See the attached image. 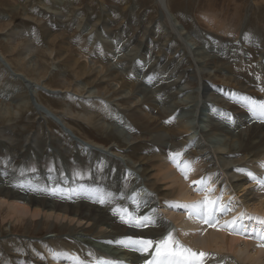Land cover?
<instances>
[{
	"label": "rangeland",
	"instance_id": "obj_1",
	"mask_svg": "<svg viewBox=\"0 0 264 264\" xmlns=\"http://www.w3.org/2000/svg\"><path fill=\"white\" fill-rule=\"evenodd\" d=\"M0 1L2 2V3L0 2V53H2V56L9 63V65L11 64L10 66L14 70V72L18 74L20 73L19 75H22L23 77L21 78L19 75L18 76L13 75L9 69L5 68V66L3 65V62H0V111H2L0 112L1 113L0 114V136H1L0 137V175L2 176L4 175L8 177V176H11L12 174H15V176H17L19 179L22 178L21 179L22 183L17 184L19 189L25 190L27 188L24 187L23 185H32L37 190H39L40 188L44 191H47L45 192L46 195L42 191H39V193L42 194V196L44 197L49 196L50 198H54V199H56V197L58 198L62 197V199L60 200H64L62 193L60 195H57L52 191V189L54 188L52 187L48 188V186L46 185V182H47V180L45 179L46 177L42 176L44 174L45 176L46 175L49 176L50 179L52 177H56L58 180L62 179L61 182L64 179H69L73 181L75 185L78 186V188L79 187L88 188L96 184L98 186H103V187L107 186V189H108L110 187L109 183L111 182V180H114L115 178H117L119 180L118 185L117 187L115 186L114 187L117 189L116 190L117 193L120 192L119 194H125L128 191H131L132 194H135L134 191H136V189H139L138 192L142 191V189H144V191L146 190H149L150 192L153 191L149 186L145 184L143 178H141L142 180L141 182L140 177L137 175V172L131 169V166L129 167V164L127 161V158H130V159L133 158L135 161H139L136 157V156H139V154L141 156L148 157L152 155L153 153H155L154 151H151V149H153L152 147L154 146L148 144L149 140L145 138L146 136L153 135L152 134L153 132L147 126L148 122H146V125L138 123V122H137L138 124L136 123L135 125V123L131 119V116L127 112L129 108H124L123 105L125 104H121V105L119 104L120 103L119 100L121 99H125L131 96V98L133 99L135 98L137 100L138 99L141 100L142 96L129 95L128 97L127 96L121 97V99H119L117 102L116 101L112 102V100L107 99L103 95H98V94L93 95L92 93L96 92L97 89L96 87H94V85L93 87L91 85L90 93L92 96L93 103L83 105L82 98H79V96L80 95L83 96L84 94L88 96L89 87L86 86V82H85L86 78L84 79L85 75L84 74L80 75L77 73L79 66L71 64L67 66L68 67L67 69L63 66V59L58 54L62 50H64L65 47L68 48V53L70 54L65 53L64 56H67V55L73 56L77 58L80 64L89 65V68L92 71V74H90L89 79H95L96 77L95 75H97L96 73H99L100 69H102L103 67L105 68L108 66L112 67L114 65H115L114 67L119 68V70H121L120 75H128L127 74L128 72L124 70V68H122L124 65L122 61L124 60V58H127V60L131 59L132 60L131 68H133L135 72L138 73L139 76H141L142 80H145L144 82H142V84H146L147 82H149V80L155 82L157 79L158 84L156 85L155 87L156 90L154 92V95L156 97L157 95L159 96L160 93L163 91V86H162L161 92L157 90V86L165 82V81L159 80V78L165 76V74L161 76L159 72H155V73L153 72L151 76V75H148L150 74L149 72L148 73H145V72H147L151 68L155 69L157 66L163 65L160 61V56H159L160 51H161L160 48L164 45H169V46H172V50L173 49L175 50L183 49V51L188 53V49H190V47H194L196 45L201 46L202 43L204 44L205 42H208L209 43L208 53L209 55L211 54L210 58L211 60L214 61V66L212 67L217 68V67L223 66V68H226V69L228 68L229 71L234 76L233 77L234 82L231 85L237 86L236 88L239 87L238 89L234 88L236 89V91L240 90V91L247 92V93L250 92L249 97L251 98V100H255L257 102L264 101V96H261L259 92L254 89L256 86H260L264 84V81H262L263 77L262 76L260 77L258 75V73L262 70V69H258V66L261 64L260 63L261 57L264 56V50H263L264 49V0H198L199 2L197 0H182V1L181 0H177V1L170 0L172 1V3L169 4V6H168V2L166 4L168 8L160 4L156 5L152 3L154 0H72V1L71 0H60V1H63L61 2V4L53 5L54 9L58 11L57 14H53V13L47 14L46 12H43V10H47L49 12H52V11L56 12L55 10H52L51 8L49 9V5L53 3V0H48L45 2L44 0H9V1L0 0ZM184 2L186 4H184ZM13 11L15 12L19 11V12L15 13ZM104 11L110 14L107 18L108 19V27H107L108 30H106L105 28L104 29L101 28V25H100V21L101 23L104 24V19L102 18L104 17L103 16ZM258 13H260L261 15L260 14L258 15ZM90 14H91V18H90ZM30 17L31 18L34 17V18L30 19ZM210 17L214 19V23L212 21L210 22L209 20ZM101 19L103 20V22ZM249 19H252V20H249ZM38 21H41V23ZM126 22L129 27H127L125 31L124 28L126 26ZM96 23H97V27L94 28V30H92L93 29L92 25ZM9 27H11V30ZM145 27L148 28L147 31H149L150 35H144L145 32L143 31L144 32L143 34V32L140 31ZM90 28H91V31L89 32ZM162 30L165 31V33ZM196 31L200 32L201 34L197 33ZM127 33H128V36H127ZM57 34L59 35V37ZM118 34L120 37L118 36ZM161 35H163V37ZM136 38L138 39V41L135 40V42L132 43L134 39ZM147 39L151 41V49L149 50V53L146 52L144 54L143 48L140 47L139 43H141L142 40L147 41ZM205 39L206 41H204ZM158 40H160V42ZM118 41H121V42H119L120 45L116 47V43ZM7 42L9 44L12 43V45H10L11 48L3 46L4 43H7ZM177 42L181 47L177 45ZM13 43H14V46H13ZM16 45L19 47V48L17 47L18 50L16 49ZM58 45L59 47L57 48ZM26 46L29 47L28 50H26L25 48ZM139 47H140V50H139ZM162 48H163V52H167V54L172 52V51H167V49L165 50L164 47ZM30 50L35 51L37 55L34 56L35 53L31 52ZM20 51H23L22 56L24 60L19 61L15 57L18 55L17 53ZM9 53H10V56L8 55ZM27 55L32 60V63ZM56 55L58 56L56 57ZM41 56H43L42 59H41ZM169 56H171V54L167 55V57ZM36 58H38L40 62H38L39 60ZM13 60H14V63H13ZM249 61L251 63H249ZM35 62L37 64H35ZM47 62L48 64L50 63L49 66L48 64H46ZM128 62L130 61H127V62L125 61V63H128ZM52 65L54 67H50ZM185 66L186 65L182 67L185 68ZM182 67L180 68L181 70H182ZM58 68L60 69L62 68V69L59 70ZM159 68L161 67L159 66ZM163 70L166 71L167 73L169 72L168 73L169 75L171 73L173 74L170 79L171 81L181 79L180 73L176 72L174 68H167ZM174 71L176 72V74L174 73ZM186 72L189 73L190 71L189 72L186 71ZM198 72L199 71L195 70L192 73V75L195 74L194 76H202V74L201 73L198 74ZM24 73L26 74L24 75ZM51 73L57 76L58 79L55 80L56 82L53 81L54 80L53 77L51 78L49 77L50 75H52ZM24 78L26 79L30 78L29 80L40 83L41 85H45V86L47 85L48 87H54L55 89H59V90L62 89V92H59L62 94H65L66 92H68L67 94L69 96L68 98H63V102L67 103L70 106L69 108H71L73 112L71 111V113L68 114L60 108H52V110L56 114L62 116V118H65V120L67 119L66 120L67 123L69 120L68 125L69 124L72 125L71 127L75 128V131L77 132L79 131L83 137L85 138L87 137L88 139L107 147V148L102 147V146L100 147L101 149L105 150L107 154L116 155V153H113L109 148V146L114 143V140L108 138L105 134L100 133V131L98 129L96 130L94 126L90 125L91 128L89 126H86V124L83 123L84 118L82 119L84 114H91V117L94 119L96 124H98L99 122L101 125L105 124L106 126L105 125L104 127L101 126L103 129L107 130L109 127L108 130L111 131L113 129L112 131L114 133L116 131V133H118L116 134L118 137L123 136L121 137L122 142L133 141L136 138L137 140H139L138 145L136 144L138 148L134 151V153H132L133 155L131 154V155L125 156V154H128V153H125L123 155H119V154L116 156L114 155L113 157L110 155L106 157L105 153L99 152L96 150H94L91 153H87L84 150L79 151V148L75 147V145L72 143L69 137L66 134H64L63 131L61 133V131L59 130L58 124H56L53 120L41 119L42 117L40 116L39 113L35 111V108L33 107L35 105L32 101V96H33L31 93L32 90L30 91L28 90V88L25 85L27 84V82L24 80ZM82 79L84 80V82H82L83 81ZM66 81L68 83H66ZM212 81L214 82V84L220 82L219 79L212 80ZM242 85L245 86L243 89L240 88V86ZM146 86L147 85H145L144 88ZM198 86L199 85L197 83V80L193 81L192 83L193 88L189 89L188 87H186L188 91L186 94L181 95L179 97V101L182 102L186 100L185 102H187V98L190 101H192V99L194 100L195 98V100L197 101L196 99L197 94L195 92L198 90ZM243 92H241V94L245 95V93ZM39 94L40 93L37 94V97H39ZM47 97L51 98L49 95H47ZM59 97L57 99H59ZM54 99L55 98L48 99V100L54 101ZM171 102H174V101H171ZM194 103L195 101L193 103H189L188 106L186 107L187 109L186 108H185L186 110L183 109V111H181L180 114L177 113L179 111L178 109L174 111V113L172 114V117L173 118L176 117L174 118L176 119L175 120L176 126H178L177 122H179L177 118V114H178V117L186 116L187 113L191 115L193 113L192 109L195 108ZM248 103L250 104V101H248ZM45 104L47 106L49 104L54 105L53 102H47V103L45 102ZM8 105H11V106H8ZM21 105L22 106L24 105V107H21ZM200 105H202V103ZM236 105L237 104H235L234 106V111H237L235 110L237 108ZM2 106L3 108H1ZM128 106L129 104L127 103V107ZM159 106H162V104H159ZM6 107H9L10 109H6ZM48 107L51 108L50 105ZM164 110L166 111L168 109H164ZM200 110H201V106H198V108L196 109L197 116L200 115ZM217 112L220 114H223V112H219V111ZM250 112L252 113V111ZM154 113H156V111ZM1 115H4V116H1ZM66 115H68L69 117H67ZM224 115L227 118L226 123H231L232 125H230V128L231 126H233L232 128L234 129V127H236L235 124L237 123V121H235V117L236 118L238 117L237 116L234 117L233 115L230 116L228 112H225ZM73 116L75 117V119H73L74 118ZM153 116H155V114H153ZM18 117L19 119H21V121L18 119ZM11 118L12 120H10ZM184 118H186L187 122L188 121L191 122L194 119V118L191 119L187 117H184ZM256 119L258 118H255V120ZM13 120H16V122L15 121L14 123L11 122ZM23 120L24 121L26 120V121L24 122ZM161 121L163 122L165 121V119H162ZM40 122L42 123L41 126H40ZM202 123L204 124V122ZM10 125H13L14 128ZM237 125L239 126V128L236 127L237 130L236 131L233 130L236 133L239 131V129L245 128L240 123H238ZM251 125L252 124H250V126ZM5 127H7V129H5ZM11 127L13 128L12 131H11L12 129ZM84 127H87V130ZM82 129H85V130H82ZM118 130L123 132L124 134L119 132ZM31 133L33 134L36 133L35 137L32 138L31 140H28ZM103 133H106V132H103ZM3 134H6L7 136ZM27 134L28 136L26 137ZM86 134L87 136H85ZM37 135H39L41 139ZM165 135H166L167 140L165 138L164 142L169 147H176L175 144L177 145L179 144L181 140L185 139V138L180 139V137H176L175 135L170 134L168 132ZM124 137L126 138L124 139ZM23 138H25V140ZM2 140H4V142ZM9 141L11 142V144L9 143ZM20 141H22L21 143L22 145L25 144V146H23V148L25 147L24 149L22 148V145L19 143ZM41 141L44 144H42ZM53 142L55 144H53ZM17 143L21 145V148L19 145H17ZM142 144L144 145V147H142ZM145 144L147 145V147ZM36 145H38V148H36ZM141 147L143 148V150ZM194 148L196 149L197 147H195L194 145ZM13 149H17L18 152H15ZM154 149L156 150L155 147ZM101 153H103L104 155ZM181 154H183V156H186V155L190 156V154L186 151V149L184 150L182 149ZM100 156L102 158H100ZM103 156H105L106 158L105 164H103L102 162ZM97 160L99 161V163L103 164V167H104L103 169L99 171H97L96 169ZM154 161L155 163L159 162V161L156 162V159H154ZM190 162L191 161L189 159L187 163H190ZM192 162H194V160ZM181 165L179 167H181ZM260 165H262L263 167L264 163L260 161ZM173 167L175 168V166ZM182 167H185V164ZM251 167L253 169H256V166L254 167V165ZM259 167L261 168V166ZM200 173L201 172H199V176L197 177V179L199 178L202 179ZM259 175H263V174H259ZM25 177H29V179L27 181L23 180V178ZM41 177H42V180L39 183H38V180L34 182V180L41 178ZM197 179L195 181H197ZM203 181L206 182V179ZM91 184H94V185H91ZM213 184H214L213 185L214 186L213 189H214L217 183H213ZM203 185L204 184L193 183V182L188 184L187 186V190H189L188 193H190V195L193 197L190 200L189 199L185 200L181 196L172 197V199L169 200V203L173 202L171 203V205H172V208L174 206L173 209L175 211L179 213L181 211L182 220L188 221L192 218V216L190 218L189 210L183 207L176 206V205H185V204L190 205L199 200H202L201 199L202 196H203L202 198H204L206 195L209 194V192L207 191L208 187L205 185L203 186ZM263 186L264 184H262L261 186L255 185V189L258 190V194H262V192H264ZM63 188L64 187L60 189L61 192ZM210 188H212V186ZM201 189H204V190H201ZM78 190L79 189H77V187H74L73 191L74 193H76V195L78 193ZM66 191L68 194H71V191H68V190ZM91 195L92 193L88 192L89 200L91 198ZM209 195L214 196V191L211 192ZM69 196L72 198V195H69ZM219 196L221 195H216V197H219ZM155 197H159L158 194H155ZM1 198L7 199V197H1ZM7 200L11 201L13 200V198L9 197ZM237 200L238 198H235L233 200L230 197L228 199H223L222 203L223 205L229 206L230 209H232L233 205L235 204ZM5 207H2L3 209L0 207V264H37L32 259V253L38 252L40 250L39 253L41 252L40 254H43L42 252L45 249L47 250L48 247H51V245L48 244V242L50 241H51L50 243L53 244V246L59 249V254L62 257L66 256L68 259H70L69 264L71 263L73 264L74 262L73 258H76L78 256H76V254L73 252L70 253L69 250L67 249H72L73 245H75L74 243H75L76 235L70 234L73 232H70V230L68 229H63V227L61 228V226H63L65 223L70 222L68 218H60L59 220H56V221H52L50 219V222L54 223V225L52 223L51 226L48 224L47 226L45 224L46 222L43 221L44 218H40L42 219V221L40 219H34L35 222L33 223L35 224L31 222L29 223V221H33V220L28 219L29 221L21 225V224H18L14 216L12 217V216L6 215L7 213L5 212H7L8 207H6V209ZM234 207L236 206L234 205ZM168 208H169V205H168ZM163 212L165 214L163 213L162 215L166 216L167 220L169 221L168 224H170L171 226L174 225V229L177 232V234L175 233V235H178V233L179 234H185V233L192 234L193 233V232H189L188 230H186L184 221L179 224V221H176L173 218V216L175 217V214L173 213L167 214L169 212L166 210ZM254 214H256L255 216L259 217L261 213L257 212ZM223 215H224L223 212L217 213L215 221L209 219L208 223H205L203 220L198 218L196 222H198V225H200L199 227L200 228L203 226L206 227L205 230L202 229L203 233L201 237L203 236L205 237L207 233L206 231L208 230V228L212 226L213 224H218L217 220H220V218H222ZM15 222L17 225L15 224L13 226ZM71 223H73L74 226H78V225L82 226L84 222L80 223L79 221L75 220ZM254 227L259 228V229L262 228L261 225L258 224V222H255ZM93 228L95 227H90L85 230L87 232L94 233L96 231V228L95 229ZM39 241L40 242L42 241V242L40 243ZM253 241L256 242V239H254ZM46 242L47 244H44ZM39 244L41 245L39 246ZM68 244H70L69 245L70 247L69 246L67 247ZM194 247L195 246L193 247L191 246L190 248L191 249L197 248L196 251H198L199 248L198 247L194 248ZM200 251L209 254V258L205 260V262H207L205 264H208V261H209V264H211L210 262L212 261H213L212 263L219 264V262L221 261L223 262L224 260H226L225 259L226 257L223 256L222 257L223 260L219 259L218 261L217 260L211 261L210 259L212 257L211 256L213 253L212 251H214V249L212 250L208 249V251L205 249L204 250L201 249ZM53 253L54 251H52V253L45 252L43 255L46 256L45 262L47 263H42V264H56L55 262L53 261L51 262L50 260L52 258L51 256ZM224 255H227L228 257L230 256L229 258H233L238 261V259H236V257L232 253H230V255L229 253H226ZM108 260L111 261L110 259ZM108 260L106 259V261ZM224 262L225 264H229L227 261H224ZM237 263L241 264L239 261Z\"/></svg>",
	"mask_w": 264,
	"mask_h": 264
},
{
	"label": "bare ground",
	"instance_id": "obj_2",
	"mask_svg": "<svg viewBox=\"0 0 264 264\" xmlns=\"http://www.w3.org/2000/svg\"><path fill=\"white\" fill-rule=\"evenodd\" d=\"M45 1H48V0H44V2ZM11 2H9V3H11ZM61 2H63V1L53 0V3L49 5V9L51 8L52 10H55L56 12H53V11L49 12L47 10H43V12H46L47 14H50V13L57 14L58 11L56 9H54L53 5L61 4ZM167 2H168V6H169V4L172 3V1H170V0H154L152 3H154L156 5L160 4V5L167 7L166 6ZM185 2H184V4H186ZM13 4H14V2H13ZM181 4H182V2H181ZM169 10H170V8H169ZM13 12H15V11H13ZM17 12H19V11H17ZM17 12H15V13H17ZM259 14L260 13H258V15ZM24 15H25V13H24ZM27 15H29V14H27ZM109 15L110 14H108L107 12L104 11V15H103L104 17H102L104 19V24L101 23V21L99 20L101 28H103V29L105 28L106 30H108V28H107L108 27V19L107 18ZM33 18L30 17V19H33ZM90 18H91V14H90ZM206 18H205V20H206ZM209 20H210V22L212 21L214 23V19H212L211 17ZM209 20H207V21H209ZM249 20H252V19H249ZM38 22L41 23V21H38ZM102 22H103V20H102ZM175 22H176V20H175ZM249 23H250V21H249ZM249 23H247V24H249ZM92 27H93L92 30H94V28L97 27V23L92 25ZM127 27H129V26L126 22V26L124 28L125 31H126ZM9 28L11 30V27H9ZM153 28H155V27H153ZM147 29L148 28L145 27L140 31H142V32L144 31L145 32V34L143 32L144 35H150V33H149V31H147ZM10 30H9V32H10ZM90 31H91V28L89 29V32ZM163 32L165 33V31H163ZM197 33L201 34L200 32H197ZM118 36H119V34H118ZM127 36H128V33H127ZM161 36L163 37V35H161ZM51 37H52V35H51ZM58 37H59V35H58ZM6 38H8V37H6ZM159 38H160V36H159ZM198 38H199V36H198ZM53 39H54V37H53ZM135 40L138 41V39L136 38V39H134V41L132 43H134ZM158 41L160 42V40H158ZM204 41H206V39ZM119 42H121V41H118L116 43V47H118L120 45ZM26 43H27V41H26ZM139 44H140V47L143 48L144 54L146 52L149 53V50L151 49V41L149 39H147V41L142 40L141 43H139ZM10 45H12V43L9 44L7 42V43H4L3 46L11 48ZM17 45H16V49L18 47ZM177 45L179 47H181L178 44V42H177ZM202 45L201 46L200 45H196V46L193 45L194 47H190V49H188V53L183 51V49H179V50L173 49L172 50V46H169V45L162 46L165 48V50L167 49V51H172L169 53V54H171V56H169V57H167V55H169V54H167V52H163L162 47L160 48L161 51H160L159 56H160V61L163 65H159L161 68H159V66H157L155 69L151 68L147 72H145V73L149 72L150 74H148V75H151V76H152L153 72L154 73L159 72L161 74V76L165 74V76L159 78L160 81H165V82L157 86V90L159 92H161L162 86H163V91L160 93L159 96L157 95L156 97L154 95V92L156 90L155 87L158 84L157 79L155 82L149 80V82H147L146 84H142V82H144L145 80H142L141 76H139L138 73H136L135 70L133 68H131V62H132L131 59L127 60V58H124V60L122 61V63L124 64L122 68H124V70H126L128 72L127 73L128 75H120L121 70H119V68L114 67L115 66L114 65L112 67L111 66H108L106 68L103 67L102 69H100L99 73L94 72L97 74V75H95L96 77L93 75L95 77V79H89V76H90V74H92V71L89 68L88 64L87 65L86 64L85 65L80 64V62L77 60V58H75L73 56H70V55L64 56L65 53H68V48H66V47L62 51L59 50L61 52L58 55L62 57L63 66L66 69L68 68L67 67L68 65L73 64V65L79 66V69L77 71L78 74H80V75L84 74L85 75L84 79L86 78V80H85L86 86L89 87V89H88L89 95L86 96L84 94L83 96H81V95L79 96V98H82V104L83 105L93 103L92 96L90 93V88H91L90 86L91 85H92V87L94 85V87H96V89H97L96 92L92 93L93 95H95V94L103 95L107 99L112 100V102H114V101L117 102L119 99H121V97H126V96L128 97L129 95H135V96L140 95V96H142L141 100H139V99L137 100L135 98L133 99V98H131V96L128 98H125V99H121V100H119L120 101L119 104L120 105L125 104V105H123V107L129 108L127 112L131 116V119L135 123V125L137 122L141 123V124H145V125H146V122H148L147 126L153 132L152 133L153 135L146 136L145 138L147 140H149L148 144L153 145L156 148V150L154 149V147H152L154 150L151 149V151H154L155 153H153L152 155H150L148 157L147 156H141L139 154V156H136L139 161H135L133 158H131V159L127 158L129 167L131 166V169H133L135 172H137V175L140 177V180H141V178H143L145 184L147 186H149L153 191H151V192L149 190L144 191V189H142L143 192L142 191L138 192L139 189H136V191H134L135 194H132L131 191H128L125 194H119L120 192L118 191L119 193H117V191H116L117 189L115 188V187H117L118 181H119L117 178H115L114 180H111V182L109 183L110 187L108 185V187H109L108 189H107V186L103 187V186H98L96 184L95 185L91 184L94 186H90L88 188H80V187L78 188V186H76L75 183L69 179H64L61 182L62 179L58 180L56 177H52L50 179L49 176H47V175L45 176L44 174L43 175L41 174L43 177H46L45 178L47 180L46 185L48 186V188L52 187L54 189H57V191L54 192L57 195H60L61 193L63 194L64 200H60V199H62V197H60V198L56 197V199H54V198H50L49 196H46V197L42 196V194H40L39 191H42L45 195H46L45 192H47V191H44L40 188H39V190H37L32 185H23L24 187L27 188L25 190L19 189L17 184L22 183V181H21L22 178L19 179L17 176H15V174H12L11 176H8V177L4 176V175L3 176L0 175V207L1 208L5 207V206L8 207L7 212H5V213H7L6 215L12 216V217L14 216L15 220L18 222V224H21V225H23V223L29 221L28 219L33 220V221H29V223L30 222L33 223V222H35L34 219L44 218L43 221L46 222L45 224L46 225L48 224L51 226L53 222H50V219L52 221H56V220H59L60 218H68V220L70 222L65 223L63 226H61V228L63 227V229L70 230V232H73L70 234H75L76 236H75V243H74L75 245L72 244L73 248L67 249V250H69L70 253H72V252L75 253L76 256H78L82 261L85 262V264H97L98 261L102 262V261H106V259L107 260L110 259L111 261L108 260V262H111V264H145V261H148L152 258L154 247L152 250H149V252L144 254V253H140L138 251L132 250L131 248L121 246L120 244L116 243V241H119V240H122L126 237L131 236L133 238L150 239V240H153L155 242V241H159L160 239L164 238L169 232H171L173 234L174 238L181 245H183L187 248H190L191 246L192 247L193 246L198 247L199 248L198 251H196L197 248L196 249L192 248V250L194 252H197V253L202 252V251H200L201 249H203V250L205 249L207 251H208V249L209 250L214 249V251H212V252L215 255L212 253V255H211L212 257L210 259L211 261L212 260L218 261L219 259L223 260L222 257L225 256L226 258L225 257L224 258L226 260H224V261H227L229 264H239V263H237L238 261L241 264H264V223H262V222H264V192H262V190H261L263 195L258 194V190L255 189V185L261 186L262 184L259 181L264 180V170H263L264 165H263V167H262V165H260V161H262V163H264V120L258 118L257 116L253 115V113L250 112V110H249L250 104L248 103V101H251V98L249 97L250 92L247 93V92H243L240 90H237L238 91L237 92L236 89H238L239 87L236 88L237 86L231 85L234 82L233 81V77H234L233 74L229 71L228 68L227 69L223 68V66L217 67V68L212 67V66H214V61L211 60V58H210L211 54L209 55V53H208L209 43L205 42L204 44L202 43ZM13 46H14V43H13ZM129 46H131V45H129ZM58 47H59V45L57 46V48ZM140 47H139V50H140ZM25 48H26V50L29 49L28 46H26ZM48 48H49V46H48ZM30 51L35 53V51H32V50H30ZM30 51H29V53H30ZM42 51H43V49H42ZM78 51H80V50H78ZM22 52L23 51L18 52L17 53L18 55L15 57L19 61L24 60L23 56H22ZM14 53H15V51H14ZM68 54H70V53H68ZM6 55H7V53H6ZM8 55L10 56V53ZM36 55L37 54L35 53L34 56H36ZM43 55H45V54H43ZM58 55H56V57ZM24 56H26V55H24ZM46 56H47V54H46ZM250 56H251V54H250ZM42 57L43 56H41V59H42ZM29 59H30V57H29ZM36 59H38V58H36ZM46 60H45V62H46ZM120 60H121V58H120ZM125 61L126 62L130 61V62L125 63ZM0 62H3V65L5 66V68L9 69L13 75L18 76L20 74V73L18 74V73L14 72V70L10 66L11 64L9 65V63L4 59V57L2 56V53H0ZM36 62H35V64H37ZM38 62H40V60ZM13 63H14V60H13ZM31 63H32V60H31ZM249 63H251V62L249 61ZM260 63L261 64L258 66V69H262V70L258 73V75L260 77L262 76L263 77L262 81H264V56L261 57ZM46 64H48V62ZM49 65H50V63L48 64V66ZM53 65L50 67H54ZM184 65H186L185 68L182 67ZM181 67H182V70L180 69ZM167 68H174L176 70V72L180 73L181 79L171 81L170 79H171V76L173 74L171 73L169 75L168 74L169 72L167 73L166 71L163 70V69H167ZM58 69L61 70L62 68L61 69L58 68ZM43 70H44V68H43ZM47 70H49V69H47ZM195 70L199 71L198 74L201 73L202 76H194L195 74L192 75V73ZM186 71H188V72L190 71L191 73L190 72L187 73ZM45 72H46V70H45ZM45 72H44V74H45ZM57 72H58V70H57ZM176 72L174 71L175 74H176ZM77 73H75V74H77ZM25 74L26 73H24V75ZM48 75H50V74H48ZM129 75H130V77H129ZM19 76L21 78H23L22 75H19ZM49 77L50 78L53 77V79H54L53 81L58 79L57 76L53 75V74L50 75ZM49 77H47V78H49ZM59 77H60V75H59ZM26 78H24V80L27 82V84H25V85L29 91L32 90V92H31L33 95L32 101L35 105L33 107L35 108V111L40 114V116L42 117L41 119L53 120L56 124H58L59 130L61 131V133L63 131V133L69 137V139L72 141V143L75 145V147L79 148V151L84 150L87 153H91L94 150H96V151L105 153L106 157L108 155H110V154H107L105 150L100 148L101 146L102 147H105V146H103L102 144H99L97 142H94V141L88 139L87 137L86 138L83 137L79 131H78L79 132L78 133L77 131H75V128L71 127L72 125H70V124L68 125L69 120L67 123V121H66L67 119L65 120V118H62V116L56 114L52 110V108H60L68 114L71 113V111L73 112V110H71V108H69L70 106L67 103L63 102V98H68V96H69L67 94L68 92H66L65 94H62V93H59V92H62V89L59 90V89H55L54 87H48L47 85L46 86L41 85L40 83H37L35 81L33 82V81L29 80L30 78L29 79H26ZM217 79H219L220 82L214 84V82L212 80H217ZM196 80H197V83L199 85L198 90L195 92L197 94V98H196L197 101L195 100V98H194V100L191 98L192 101L188 100V98H187V102H185L186 100L180 102L179 97L181 95L186 94L188 91V89H186V87H188L189 89H192L193 88L192 83H193V81H196ZM43 81H44V79H43ZM138 81H140L141 83ZM82 82H84V80ZM66 83H68V82L66 81ZM44 84H46V83H44ZM145 85H147V86L144 88ZM153 85H154V87H153ZM244 87L245 86H243V85L240 86V88H242V89ZM234 88H236V89H234ZM254 89L256 91H258L261 96H264V84H262L260 86H256ZM69 90H67V91H69ZM241 92L245 93V95L241 94ZM38 93H40L39 97H37ZM47 95H49L51 98L47 97ZM58 97H59V99H57ZM53 98H55L54 101L48 100V99H53ZM245 98H248V99H245ZM171 101H174V102H171ZM194 101H195V103H194L195 108L192 109L193 113L191 112L192 113L191 115L187 113L186 116H181V117L179 116L178 117L177 113L180 114L181 111H183V109L186 110L187 109L186 107L188 106V104L193 103ZM45 102L46 103L47 102H53L54 105L49 104L51 107V108H49L48 107L49 105L47 106L45 104ZM200 102L202 103V105H200L201 104ZM127 103L129 104L128 107H127ZM159 104H162V106H159ZM235 104H237L236 105L237 108L235 109L237 111H234ZM11 105H13V104H11ZM11 105H8V106H11ZM3 106L1 108H3ZM165 106H166V108H165ZM198 106H201L199 116L196 115V109L198 108ZM21 107H24V105L23 106L21 105ZM6 109H10V108L6 107ZM164 109H168V110L165 111ZM177 109L179 110L176 113L178 121H179V122H177L178 126H176V122H175L176 119H174L176 117H174V118L172 117V114ZM19 110H20V108H19ZM155 111H156V113H154ZM217 111L223 112V114H220ZM0 112H2V111H0ZM225 112H228L230 114V116L233 115L234 117L235 116L238 117V118L235 117V121H237V123L235 125L237 128H239V126L237 125L238 123L243 125V127H245V128L239 129V131L237 133L234 132L233 130L236 131L237 128L234 127V129H233L232 128L233 126H231V128H230V125H232V124L226 123L227 118L224 115ZM19 114H20V112H19ZM153 114H155V116H153ZM1 116H4V115H1ZM66 116L69 117L68 115H66ZM80 117H82V116H80ZM184 117L191 118V119L194 118V119L191 122L190 121L187 122L186 118H184ZM83 118H84L83 123H85L86 126H89L90 128H91V126H94L96 128V130L98 129L100 131V133L105 134L108 138L114 140V143L111 144L109 146V148L113 153H116V155H118V154L123 155L125 153H128V154H125V156L131 155L138 148L137 145L139 143L138 142L139 140H137L136 138L133 141L122 142L121 137H123V136L118 137L116 135L118 133H116L115 129H114L115 133L112 131L113 129L111 131L108 130L109 127L107 130L103 129L101 126L104 127L105 124L101 125L100 122L98 124H96L94 119L91 117V114H84L82 119ZM255 118H258V119L255 120ZM13 119H14V117H13ZM18 119H19V117H18ZM73 119H75V117ZM79 119H81V118H79ZM162 119H165V121L162 122L161 121ZM10 120H12V118ZM19 120L21 121V119H19ZM14 121L16 122V120H13L11 122L14 123ZM201 121L204 122V124ZM7 123H9V122H7ZM7 123H6V125H7ZM13 123H11V124H13ZM250 124H252V125L250 126ZM41 125H42V123L40 122V126ZM10 126L13 127V125H10ZM13 128L11 129V131L13 130ZM16 128H15V130H16ZM84 128L87 130V127H84ZM112 128H114V127H112ZM5 129H7V127H5ZM85 129H82V130H85ZM103 132H106V133H103ZM119 132H121V131H119ZM147 132H148V130H147ZM167 132L175 135L176 137H180V139L181 138H185V139L181 140L180 142L178 141L179 144H177V145L175 144L176 147H169L164 142L165 138H166L165 134ZM33 133L30 134V137L28 140H31L32 138L35 137L36 133L35 134H33ZM121 133H123V132H121ZM87 134L85 136H87ZM3 135H6V134H3ZM27 136H28V134L26 135V137ZM37 136L39 137V135H37ZM124 136H126V135H124ZM39 138L41 139V137H39ZM57 138H56V140H57ZM125 138L126 137H124V139ZM221 138H223V139H221ZM23 139L25 140V138H23ZM166 140H167V138H166ZM2 141L4 142V140H2ZM10 141H12V140H10ZM10 141H9V143L11 144ZM5 142H7V141H5ZM24 142H23V144H24ZM51 142H52V140H51ZM19 143L21 144L22 141H20ZM20 144L17 143V145H19L21 148L22 144L21 145ZM42 144H44V143L42 142ZM53 144H55V143L53 142ZM143 144H142V147H144ZM194 145H195V147H197L196 149L194 148ZM23 146H25V144L22 145V148H23ZM146 147H147V145H146ZM36 148H38V145H36ZM45 148H46V146H45ZM105 148H107V147H105ZM141 148H139V149H141ZM182 149L183 150L186 149V151L190 154V156L189 155L183 156V154H181ZM13 150L15 152H18L17 149H13ZM19 150H21V149H19ZM142 150H143V148H142ZM103 153H101V154H103ZM176 153H180L181 155L176 156L175 155ZM114 155H110V156L113 157ZM135 155H136V153H135ZM145 155H146V153H145ZM105 156H103V159H102L103 164H105V162H106ZM14 157H15V155H14ZM100 158H102V157L100 156ZM154 159H156V162H158V161L159 162L155 163ZM189 159L191 161L190 163H188V165H190V170L186 169L188 171V175L186 178L184 171H182L181 169L184 168L182 166ZM191 159H193L194 162H192L193 160H191ZM103 164L99 163V161L97 160V162H96L97 171L104 168ZM177 164L181 165V167L178 168ZM253 165H254V167L256 166V169H253L251 167ZM173 166H175V168ZM259 166H261V168ZM254 170H256V171H254ZM199 172H201L200 175H201L202 179H200V178L197 179V177L199 176ZM248 173H251L252 176H250ZM257 173L263 174V175H259ZM253 176L256 177V179H253L252 178ZM65 178H66V176H65ZM28 179H29V177L23 178V180H25V181H27ZM196 179H197V181H200V180L203 181L206 179V182H204L203 184L205 186H207L208 188H210L212 186V189L214 187L213 183H217V185L214 188V190H215L214 196H212V195L210 196L213 199L216 198V195H221L223 197V199H228L231 197L234 200L235 198H238V200L234 204L236 207H234V205H233V208L230 211L223 212V214H224L223 217L220 218V220H217L218 224H213L212 226H210L208 228V230L206 231L207 233H206L205 237L204 236L201 237V235L203 233L202 229L205 230L206 227H204V226L201 228L199 227L200 225H198V222H196V220L198 218L195 215H192V218L190 220L184 221V220H182V217H181L182 216L181 211H180V213L175 211L173 209L174 206L172 208V205H171V203H173V202L169 203V200L172 199V197H176V196H181L185 200L186 199H189V200L192 199L193 197L190 195V193H188L189 190H187V186L191 182H194ZM37 180L39 183L42 180V177L34 180V182ZM141 182H142V180H141ZM62 187H64V188L61 192L60 189ZM74 187H77V189H79L77 195L73 191ZM91 187H93V188H91ZM263 189H264V186H263ZM66 190L71 191V194H68ZM88 192L92 193L90 200L88 199ZM47 194H49V193H47ZM155 194H158L159 197H155ZM69 195H72V198ZM1 197H7V199L10 197V198H13V200L9 201L6 198H1ZM202 197H201V199L203 200L205 197L204 198H202ZM46 198H48V199H46ZM100 198L105 199V203H103V204L99 203L98 201ZM199 201H201V200H199ZM224 202H225V200H224ZM168 205H169V208H168ZM6 207H5V209H6ZM175 209H177V208H175ZM160 210H162V211H160ZM165 210L169 212L167 214H172V213L175 214V217L173 215L172 216L176 221H179V224L184 221L186 230H188L189 232H193V233L192 234H187V233L179 234L178 233V235H175V233L177 234V232L174 229V225L171 226L170 224H168L169 221L167 220L166 216L162 215L164 213L163 211H165ZM185 211H187V210H185ZM257 212H260L263 216L261 214L259 217L255 216L256 214H254V213H257ZM144 216L151 217L155 221V223L147 224V226H144V227H138V226H136V224L134 222L133 223L128 222L129 220H132L133 218H142ZM5 218H6V216H5ZM234 218H240L239 224L234 226V227L240 228L241 225L243 226L242 228H240V231L238 233H234L229 227H227V222H231ZM40 220L42 221V219H40ZM75 220L79 221L80 223H83V222L84 223L82 226L81 225L74 226L73 223H71V222H73ZM254 221L258 222V224H260L262 228L261 229L255 228L254 227V225H255ZM249 222H251V223H249ZM15 224H16V222L13 224V226ZM33 224H35V223H33ZM53 225H54V223H53ZM90 227H95L96 231L94 230L95 231L94 233H90V232H87L85 230V229H88ZM95 228H93V229H95ZM254 239H256V242L253 241ZM109 241H112V243H109ZM11 242H12V240H11ZM50 242H48V244H50L51 247H48L47 250L45 249L42 253L43 254L45 252L52 253V251H54V253L51 256L52 258L50 259L51 262L53 261L56 264H69L70 259H68L66 256L62 257L59 254V249L57 247L53 246V244H51ZM44 244H47V242ZM40 245L41 244H39V246ZM69 245L70 244H68L67 247ZM215 250L218 252H216ZM39 251L32 253V259L37 264L47 263V262H45L46 256L43 254H40L41 252L39 253ZM226 253H229V255H230V253H232L236 257V259H238V261L233 259V258H229L230 256L228 257L227 256L228 254L224 255ZM72 256H73V254H72ZM224 261L219 262V264H225ZM212 262H210V263L215 264ZM205 263H207V262H205ZM208 264H209V261H208Z\"/></svg>",
	"mask_w": 264,
	"mask_h": 264
},
{
	"label": "snow or ice",
	"instance_id": "obj_3",
	"mask_svg": "<svg viewBox=\"0 0 264 264\" xmlns=\"http://www.w3.org/2000/svg\"><path fill=\"white\" fill-rule=\"evenodd\" d=\"M250 111H252L253 115L257 116L258 118L264 119V102H257L255 100H251ZM175 155L179 156L181 154L176 153ZM177 166L179 167L180 165L177 164ZM186 169L190 170V165H188L187 162H185V167L181 169L182 171H184L185 177L187 178L188 171ZM248 174L252 176L251 173ZM252 178L256 179V177L254 176ZM259 182L261 184H264V180H260ZM193 183L203 184L204 181H194ZM52 191L55 192L57 191V189H52ZM207 191L210 194L215 190L212 188H208ZM222 200V196L213 199L210 197V195H206L203 200L197 201L193 204L176 206L183 207L189 210L190 218L192 215H195L197 218L203 220L205 223H208L209 219L215 221L217 213L227 212L231 210L229 206H225L222 204ZM98 202L103 204L105 203V199L100 198ZM239 221L240 218H234L231 222H227V227H229L234 233H238L240 231V228H242L243 226L241 225L240 228L234 226L238 225ZM128 222H134L138 227H144L147 226V224L155 223V221L149 216H144L142 218H133ZM109 243H112V241H109ZM116 243L142 253H147L154 247L152 258L148 261H145V264H205V260L209 258V254L207 253H197L194 252L192 249L181 245L174 238L171 232H169L164 238L155 242L150 239L133 238L129 236L122 240L116 241ZM73 264H85V262L82 261L79 257H76L74 258ZM97 264H111V262L98 261Z\"/></svg>",
	"mask_w": 264,
	"mask_h": 264
}]
</instances>
